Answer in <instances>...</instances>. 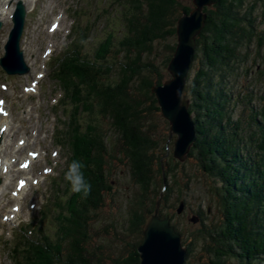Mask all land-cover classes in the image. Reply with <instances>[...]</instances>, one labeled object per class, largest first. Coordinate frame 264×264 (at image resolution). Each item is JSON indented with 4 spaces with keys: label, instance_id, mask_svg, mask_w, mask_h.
I'll list each match as a JSON object with an SVG mask.
<instances>
[{
    "label": "trees",
    "instance_id": "16d2710c",
    "mask_svg": "<svg viewBox=\"0 0 264 264\" xmlns=\"http://www.w3.org/2000/svg\"><path fill=\"white\" fill-rule=\"evenodd\" d=\"M117 2L124 8L118 16L121 27L107 32L93 58L70 50L55 60L53 69L61 96L74 104V112L68 116L73 138L70 159L85 165L91 193L87 198L69 194L53 240L41 231L42 236L32 239L22 236L11 250L13 264H138L137 245L146 215L159 199L161 214L168 212H162L169 197L161 189L168 190L167 175L181 161L170 155L177 160L172 166L167 160L168 127L156 140V129L145 125V120L153 113L161 116L151 87L169 78L166 68L176 44V21L192 8L191 0ZM259 8L260 16L256 13ZM204 11L205 24L196 38L184 87V94H190L188 110L196 132L185 160L194 157L212 178L208 191L221 215L218 222L207 225L204 211L208 208L202 211L199 206L192 215L199 226L189 241L174 221L172 224L187 249L184 264H188L198 241L203 242L208 264H264V98L251 89L240 97L246 108L234 114L239 95L233 97L232 86H228L238 76L237 67L246 61L248 52L256 47L258 56L264 49V27L258 19L264 20V0H219ZM167 39L171 41L165 43ZM162 42L165 52L160 56L155 49ZM195 60L198 67L189 79ZM253 62L264 64L255 58ZM248 71L244 70L245 75ZM256 98L260 102L255 104ZM79 112L86 116L83 123L79 122ZM104 120L115 134V152L129 168L133 182L122 219L109 222L114 228L122 225L125 233H115L117 239L127 235L120 252L95 236L97 211L105 196H112L113 180L108 179L103 165L109 138L102 126ZM109 156L116 158L113 153ZM172 176L176 184L175 173ZM115 208L119 210L116 204Z\"/></svg>",
    "mask_w": 264,
    "mask_h": 264
},
{
    "label": "rangeland",
    "instance_id": "374dc122",
    "mask_svg": "<svg viewBox=\"0 0 264 264\" xmlns=\"http://www.w3.org/2000/svg\"><path fill=\"white\" fill-rule=\"evenodd\" d=\"M23 1H26L25 6L29 12L26 14L21 48L24 59L31 64V69L24 75H7L0 67V97L5 100V106L10 115V126L5 131V138L3 137L0 141V153L2 158L5 156L9 159L13 158V163L15 160L18 163L20 158L26 157L30 150L39 151V155L31 163L28 182L24 185V192L18 198H15L13 190L16 178L21 176V173H18L19 168L15 173L14 166L10 164L8 176L0 177V264H13L11 250L20 239L23 240L22 236L32 239L35 238L34 235L42 236L43 234L53 240L58 231L59 215L72 192L70 183L65 179V172L72 162L70 149L73 138L69 131L68 116L74 112V104L67 97L65 100L59 97V83L53 74L54 71H51L55 59L74 49L80 51L82 57L92 59L99 43L109 33L120 29L118 16L124 9L117 0ZM1 2L2 0L0 12L3 16H0L2 19L0 56L3 54V45L12 25L9 15L4 12L8 5L13 10L14 4L13 2L10 5L8 1ZM256 13L257 15L261 13L260 8ZM258 19L261 21L260 27L263 28L264 20L260 17ZM55 20L58 21L57 29L49 24ZM170 41L171 39H167L165 43ZM163 45L164 42L155 49L160 56L165 52ZM47 54L50 55L47 56ZM257 54L256 47L250 53L248 52L246 61L237 67L238 76L235 81L231 80L228 84L232 86L233 97L236 94L239 95L236 99L240 102L235 106L234 114L241 112L243 107L246 108L241 103L240 97H244L251 89L264 98V64L257 66L258 62H253L254 58L264 61V49H260L258 56ZM160 59L161 57H158L157 62ZM197 67L198 60H195L192 63L189 79L193 78ZM246 68L249 70V75H245ZM185 95L190 99L189 92ZM259 102L258 98L254 100L255 104ZM83 114L79 112L77 115L79 122L82 123L83 118H86ZM164 121L155 113L147 116L145 120V125L151 124L156 129V140H160L159 136L168 127ZM102 126L105 130L107 129L106 134L109 136L107 155L104 157L103 165L105 171H108V179L113 180V183L112 196L107 194L101 210L97 211L99 222L95 224V231H97L95 236H99V242L112 246L116 252H120L124 249L123 238L126 241L127 235L121 234L117 239L115 233L124 232L121 229L122 225L114 228L109 225V222L117 218L122 219L125 199L133 191V182L129 168L119 161V154L115 152L117 150L115 134L108 129L106 120L103 121ZM20 138L24 140L18 144V147L16 143ZM174 138V134L169 138L167 131V152L169 153L167 160H170L172 166L176 165L177 161L170 158ZM110 153H113L116 158L108 159ZM22 164L23 162L21 166ZM21 172L24 173L22 170ZM172 173H175L176 184L172 181ZM167 180L169 188L161 189V193H165L169 198L162 212L166 213L168 210L170 212L168 206L174 205L173 221L187 241L189 237L195 235L196 228L199 226V221L191 222L189 219L190 216L195 215L196 211H199V206L202 211L208 208L206 213L204 211L205 224L218 222L221 214L208 191L212 185V178L205 174L194 157H189L182 163L178 162L174 172L167 175ZM180 200L184 202V208L180 214H177L175 211ZM115 204L119 206V210H116ZM14 205L18 207V210L12 208ZM40 231L42 234H39ZM95 241L97 242V239ZM202 244L201 241L195 243L193 254L188 258V264H208L209 256Z\"/></svg>",
    "mask_w": 264,
    "mask_h": 264
},
{
    "label": "water",
    "instance_id": "95a60500",
    "mask_svg": "<svg viewBox=\"0 0 264 264\" xmlns=\"http://www.w3.org/2000/svg\"><path fill=\"white\" fill-rule=\"evenodd\" d=\"M219 0H191L192 8L183 12L176 21V44L167 64L168 79L151 87L161 116L168 122L169 138L174 134L172 155L178 161H185L196 139L193 116L189 112L190 99L184 94L186 77L196 48V38L204 27L209 7ZM25 7L17 1L12 14L13 27L4 45L5 53L0 57V65L8 74H23L29 67L20 49V38L24 25ZM1 26V22H0ZM180 202L176 212L181 213ZM191 222L197 217L192 216ZM138 264H184L187 254L182 243V235L171 223V215L160 214V199L155 202L152 212L146 215L141 240L137 245Z\"/></svg>",
    "mask_w": 264,
    "mask_h": 264
},
{
    "label": "clouds",
    "instance_id": "9594fccd",
    "mask_svg": "<svg viewBox=\"0 0 264 264\" xmlns=\"http://www.w3.org/2000/svg\"><path fill=\"white\" fill-rule=\"evenodd\" d=\"M84 167L82 161L74 159L65 172V179L70 183L73 193L82 194V198H87L91 193L92 185L85 177Z\"/></svg>",
    "mask_w": 264,
    "mask_h": 264
},
{
    "label": "bare ground",
    "instance_id": "6f19581e",
    "mask_svg": "<svg viewBox=\"0 0 264 264\" xmlns=\"http://www.w3.org/2000/svg\"><path fill=\"white\" fill-rule=\"evenodd\" d=\"M4 2H6V0H3ZM23 1V0H22ZM24 2V1H23ZM2 7V6H1ZM7 9H6V11L4 12V13H6V14H10L11 13V11H12V9H10L8 6L6 7ZM0 16L2 17L3 16V13H1L0 12ZM7 18V17H6ZM29 65V67L31 66V64H28ZM30 69H31V67H30ZM9 114H8V110H4L3 111V113H1L0 114V135L2 136V138L4 137V135H5V127L4 126H2L1 124H6L7 125V128H8V125H9ZM10 126V125H9ZM5 138V137H4ZM3 142H4V140H3ZM1 147H2V145H1ZM9 150V149H8ZM1 152V151H0ZM30 153H32V152H30ZM3 160V161H2ZM25 160H27V159H25ZM25 160H23V164H22V166L24 165V162H25ZM9 163V164H11L10 162H9V158H8V156H5L4 158H2V155H1V153H0V177H7L8 176V174L10 173V170H8L7 168H6V166H5V164L4 163ZM12 165V164H11ZM19 170L21 171H24V175H29V173H30V168H28V169H21V168H19ZM19 180H22V178H19L18 179V181ZM5 192V191H4ZM22 192H24V188H22L21 187V184H20V181H19V183L18 184H16V186H15V188H14V190H13V193H14V195H15V198H18L21 194H22ZM14 214V213H13Z\"/></svg>",
    "mask_w": 264,
    "mask_h": 264
},
{
    "label": "flooded vegetation",
    "instance_id": "af4514ba",
    "mask_svg": "<svg viewBox=\"0 0 264 264\" xmlns=\"http://www.w3.org/2000/svg\"><path fill=\"white\" fill-rule=\"evenodd\" d=\"M168 208L170 209V212H169V210H168V212L166 213V214H170L171 215V223H172V221H173V217H174V212H172V208H173V206L172 205H169L168 206ZM182 212V211H181ZM160 214H161V212H160ZM165 214V215H166ZM177 214H180V213H177ZM161 216H164L163 214H161Z\"/></svg>",
    "mask_w": 264,
    "mask_h": 264
},
{
    "label": "snow or ice",
    "instance_id": "6c2138e0",
    "mask_svg": "<svg viewBox=\"0 0 264 264\" xmlns=\"http://www.w3.org/2000/svg\"><path fill=\"white\" fill-rule=\"evenodd\" d=\"M21 184H23V181L21 182Z\"/></svg>",
    "mask_w": 264,
    "mask_h": 264
}]
</instances>
